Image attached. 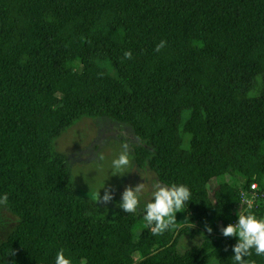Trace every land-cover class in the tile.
Instances as JSON below:
<instances>
[{"label": "trees", "instance_id": "obj_1", "mask_svg": "<svg viewBox=\"0 0 264 264\" xmlns=\"http://www.w3.org/2000/svg\"><path fill=\"white\" fill-rule=\"evenodd\" d=\"M82 117L130 126L135 164L189 188L173 227L154 235L143 209L108 216L78 195L53 143ZM252 182L262 197L244 211ZM5 193L18 222L0 264H54L60 249L72 264H235L220 229L264 219V0H0ZM185 233L201 241L180 251Z\"/></svg>", "mask_w": 264, "mask_h": 264}, {"label": "rangeland", "instance_id": "obj_2", "mask_svg": "<svg viewBox=\"0 0 264 264\" xmlns=\"http://www.w3.org/2000/svg\"><path fill=\"white\" fill-rule=\"evenodd\" d=\"M125 142L129 145L130 164L123 175H113L112 161L122 152L121 146ZM137 144L139 141L131 127L126 124L105 117H82L64 130L54 140L53 146L55 150L67 156L70 179L78 195L89 198L106 215L111 216L121 210V194L126 186L135 187L140 183L145 185L139 196L140 204L135 212L138 213L152 199L153 185L159 182L153 171L139 168L135 164L131 150L133 145ZM100 154L103 155V160L98 159ZM216 184L217 181L214 180L209 182L210 188H214ZM105 189L111 190L113 199L108 203L99 200L96 202L95 194L99 191L100 196H103ZM17 222V217L4 205H0V242L15 228ZM200 241L199 233H185L180 238L179 249L186 250ZM155 248L151 245L147 252H139L134 258L138 260L146 253L153 252ZM208 264L217 263L210 261Z\"/></svg>", "mask_w": 264, "mask_h": 264}, {"label": "clouds", "instance_id": "obj_3", "mask_svg": "<svg viewBox=\"0 0 264 264\" xmlns=\"http://www.w3.org/2000/svg\"><path fill=\"white\" fill-rule=\"evenodd\" d=\"M165 41H160L155 46V51H160L165 46ZM124 59H131V51H125ZM122 152L112 161L113 175H123L125 169L129 166V145L122 144ZM99 160H103L102 154L98 155ZM144 183L137 184L135 187L126 186L121 194L119 207L124 212L135 213L139 207V196L144 191ZM152 199L144 205L145 213L143 219L145 226L149 227L154 235H162L177 222L175 213L180 210L191 199V192L185 185L172 184L163 185L159 182L153 185L151 193ZM96 202L99 200L108 203L113 199L110 189H105L103 196L99 191L95 194ZM8 194L0 196V205H7ZM209 233L212 229H206ZM224 237H236L237 242L233 246V259L235 264H248L245 257L255 251L257 256H264V219H259L250 210L244 214H238V220L235 224H228L220 229ZM54 264H72L69 258H66L64 250L60 249L56 253Z\"/></svg>", "mask_w": 264, "mask_h": 264}, {"label": "built area", "instance_id": "obj_4", "mask_svg": "<svg viewBox=\"0 0 264 264\" xmlns=\"http://www.w3.org/2000/svg\"><path fill=\"white\" fill-rule=\"evenodd\" d=\"M239 197L242 205L244 206V211H246L252 207H257L258 199L262 197V194L258 192L257 184L255 182H252L250 183L249 188L240 189ZM241 214H244V212H242ZM237 220L238 216L230 223L235 224L237 223Z\"/></svg>", "mask_w": 264, "mask_h": 264}]
</instances>
